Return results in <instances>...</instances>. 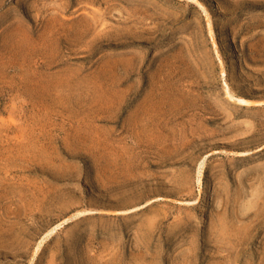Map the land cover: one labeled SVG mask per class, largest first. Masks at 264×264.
<instances>
[{
    "label": "rangeland",
    "instance_id": "rangeland-1",
    "mask_svg": "<svg viewBox=\"0 0 264 264\" xmlns=\"http://www.w3.org/2000/svg\"><path fill=\"white\" fill-rule=\"evenodd\" d=\"M0 264H264V0H0Z\"/></svg>",
    "mask_w": 264,
    "mask_h": 264
},
{
    "label": "bare ground",
    "instance_id": "bare-ground-1",
    "mask_svg": "<svg viewBox=\"0 0 264 264\" xmlns=\"http://www.w3.org/2000/svg\"><path fill=\"white\" fill-rule=\"evenodd\" d=\"M238 102L241 103L242 105H249V104H260V102L262 101H251V100H248V99H244V98H237ZM199 173V172H198ZM202 173V172H201ZM200 175V174H199ZM200 176L198 177V183L200 184ZM65 218V217H64ZM59 225V224H58ZM57 225V226H58ZM61 225V224H60ZM56 227V225H55ZM53 229V228H52ZM54 230V229H53ZM38 250V249H37ZM34 252V251H33Z\"/></svg>",
    "mask_w": 264,
    "mask_h": 264
}]
</instances>
